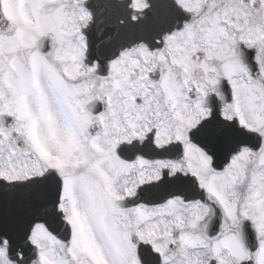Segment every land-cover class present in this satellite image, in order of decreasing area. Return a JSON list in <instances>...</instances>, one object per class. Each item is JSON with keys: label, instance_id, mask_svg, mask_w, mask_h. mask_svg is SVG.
Wrapping results in <instances>:
<instances>
[{"label": "snow or ice", "instance_id": "obj_1", "mask_svg": "<svg viewBox=\"0 0 264 264\" xmlns=\"http://www.w3.org/2000/svg\"><path fill=\"white\" fill-rule=\"evenodd\" d=\"M0 264H264V0H0Z\"/></svg>", "mask_w": 264, "mask_h": 264}]
</instances>
